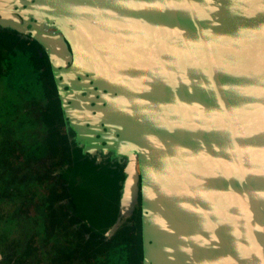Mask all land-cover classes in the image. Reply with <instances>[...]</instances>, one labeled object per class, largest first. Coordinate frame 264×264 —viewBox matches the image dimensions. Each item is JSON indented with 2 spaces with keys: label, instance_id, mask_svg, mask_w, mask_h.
Instances as JSON below:
<instances>
[{
  "label": "water",
  "instance_id": "water-1",
  "mask_svg": "<svg viewBox=\"0 0 264 264\" xmlns=\"http://www.w3.org/2000/svg\"><path fill=\"white\" fill-rule=\"evenodd\" d=\"M0 27L48 57L82 217L139 211L140 264H264V0H0Z\"/></svg>",
  "mask_w": 264,
  "mask_h": 264
},
{
  "label": "flooded vegetation",
  "instance_id": "flooded-vegetation-1",
  "mask_svg": "<svg viewBox=\"0 0 264 264\" xmlns=\"http://www.w3.org/2000/svg\"><path fill=\"white\" fill-rule=\"evenodd\" d=\"M63 129L46 53L0 27V264H131L124 225L106 235L78 211Z\"/></svg>",
  "mask_w": 264,
  "mask_h": 264
},
{
  "label": "trees",
  "instance_id": "trees-1",
  "mask_svg": "<svg viewBox=\"0 0 264 264\" xmlns=\"http://www.w3.org/2000/svg\"><path fill=\"white\" fill-rule=\"evenodd\" d=\"M66 139L65 136H63ZM133 224L131 226H126L122 228V232L120 233L124 238L127 234L132 237L133 240V247L131 254L133 255L132 263L131 264H140L142 254H141V239H140V214L139 211H135L132 217Z\"/></svg>",
  "mask_w": 264,
  "mask_h": 264
},
{
  "label": "rangeland",
  "instance_id": "rangeland-1",
  "mask_svg": "<svg viewBox=\"0 0 264 264\" xmlns=\"http://www.w3.org/2000/svg\"><path fill=\"white\" fill-rule=\"evenodd\" d=\"M85 214H86V212H84ZM87 215H88V217H87V220L93 225H98V224H102V223H104V220H105V216H96L95 214H94V212L93 211H91V210H88L87 211Z\"/></svg>",
  "mask_w": 264,
  "mask_h": 264
}]
</instances>
